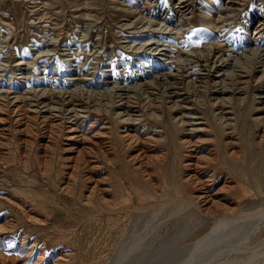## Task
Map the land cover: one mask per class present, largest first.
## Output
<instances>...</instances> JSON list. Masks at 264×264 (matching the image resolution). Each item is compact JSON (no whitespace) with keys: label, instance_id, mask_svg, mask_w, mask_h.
Listing matches in <instances>:
<instances>
[{"label":"rangeland","instance_id":"obj_1","mask_svg":"<svg viewBox=\"0 0 264 264\" xmlns=\"http://www.w3.org/2000/svg\"><path fill=\"white\" fill-rule=\"evenodd\" d=\"M96 1L100 2L101 0ZM228 1L187 0V3H191V14L187 15L179 11L178 0L114 1L106 4V8L102 10L104 14L101 15V21H96L94 28L89 31L90 34L87 33V36L82 38L83 32L78 28L80 21L77 22L74 19L72 21L71 15H68L69 11H63L66 4L61 5L64 8H62L60 16H56L60 22V26H58L60 31L54 32L51 29V24L47 22L41 24L40 15L31 12L28 6L30 3L26 0H0V39L2 35L7 37L8 33L12 32V36H9L7 42L10 48L13 47L16 50L18 58L32 57L40 50V67H36V70L40 68L42 71L40 74L45 80L42 82L40 79L39 82L33 77L28 80L27 85L16 86L15 83L9 81L12 78L6 72V75L4 74L0 78V85L2 84L0 87L1 89H12L17 93L27 89H36L38 86L45 89L52 88L55 91L68 90L74 85L95 90L102 85L103 81L113 80L125 85L143 83L152 80L169 67L177 73L176 66L174 67L171 63L165 64V58L146 48L131 52L128 47L120 43V37H124V40H133V42H142L152 37L162 46L167 44L173 52L170 56L174 59L180 57V52L199 50L207 43L217 42L219 36L224 47H227L230 52L227 53V51V55L231 57L241 55L248 48V42L264 49V0H235L231 10L223 11L225 3ZM60 2L64 3L65 1L60 0ZM123 7L124 9H142V15L160 21L169 27L177 25L183 32L177 37L178 39L174 38L172 34L154 36L142 33L134 36L125 31L122 26H117L118 22L124 19L123 15L126 14V11L121 9ZM219 16L226 17L225 21L220 22L221 31H217L219 25L215 24L216 18ZM259 21L262 25L256 29ZM10 24L15 25L14 29L9 27ZM97 32L101 34L100 38L96 36L101 44L102 57L100 56V58L91 53V48L95 43L93 40L96 39L93 35H97ZM79 47L82 48L79 49ZM79 51L78 59L74 53ZM96 57H98L99 63L95 62L97 61ZM91 62L95 68L90 65ZM69 63L72 64V70L69 68L70 73L69 70L66 73L63 67ZM81 64L82 66H80ZM90 66L92 68H89ZM254 67L250 64V67L247 68ZM78 69L80 71H76ZM106 70H109V73L104 74ZM78 72H81L85 77L90 72L94 76L89 81L73 80ZM16 73L22 75L21 71L13 74ZM260 75L261 73L253 71L244 102L233 104V111L230 113L234 123L233 129L224 127L219 117L214 116L213 110L208 104L190 105L191 108L188 110L196 112L191 121L198 123L197 126H202L206 130L204 133H197L193 138L198 144L200 155L205 154V151H209V149L217 154V159L214 162L205 161V174L211 176L213 173L215 191L217 188H221L223 181L228 176L233 184L236 185L237 182L240 188L237 184L236 189L232 190L233 192L226 193L224 191L221 196L245 199L246 202L241 204L242 208L262 204L263 208L261 206V209H264V102L260 101L264 98L259 96V93L264 92V78L261 79ZM76 82L80 85H77ZM11 83L12 87L10 88ZM230 110L231 108L228 109V111ZM94 115L99 118V123L106 120L104 116ZM171 115L174 114L165 110L163 120L151 119L148 121L150 122L148 126L152 130L163 131L151 145L155 150L154 154H165V158L158 166L150 164L154 171L150 179L147 178L146 172H143L145 169L136 168L129 160L130 156L137 153V148L127 146L124 142L117 144L115 141L116 132L121 128V125L115 122L111 125L114 134L111 136L112 140L108 142L111 150L108 158L102 153L94 157L98 164H101L98 175L110 174L105 185L109 188V195L117 198L120 204L129 205V212L121 215L126 230L125 234L119 238L120 241L117 245L119 251H115L116 253L107 262L114 264L113 262L117 259L120 260L119 264H131L132 262L135 264H239V261L243 260L239 255L246 253L248 256L250 254L252 256L253 246L261 241L254 242L252 239L250 242L244 238L249 230L250 233L256 235V231L251 232L254 229V224L241 220L238 221L239 224L226 226L227 231L223 228V232L220 230V232L208 236L209 229L200 232L203 226L200 228L198 221L196 224L191 223L190 220L195 221V219H190L187 208H181L178 203L173 202L171 206V203L163 204L159 201L158 197L196 198L199 190L195 182L185 181V178L189 177L193 170H198L199 166L195 165V156L191 155L188 148L180 142L186 136L184 130L167 127ZM88 121L91 122V120ZM184 128H189V126ZM36 136L37 138L34 137L25 148L21 143L20 136L10 132L7 146L3 145V148L0 149V224L8 225V229L0 233V256L3 255L5 258L15 257L17 254L21 256L18 250L25 241L27 248L34 245L36 251L43 252L45 260L48 258L50 263H54L63 253V256L71 255V257L74 256V252L78 253L79 248L73 242L76 231L82 229L85 222L90 220L87 218L88 216H94L93 218L97 222L94 226H86L83 233L87 234L96 229L106 219V207L97 197H93L92 205L85 204L84 196L88 194L93 185V181H89L85 177L88 171L81 168L82 157L85 156H79L77 164L80 168L71 175L72 163L68 162L75 159L77 152L64 150L65 140L62 137L55 139L54 143L45 149L46 145H43L42 142L43 137L40 136V133ZM228 166L231 170L227 169ZM259 202L260 204H258ZM131 204L134 208H130ZM160 204L164 205L163 208ZM154 206L156 207L154 208ZM114 217L116 216L114 215ZM256 218L254 217L253 220L256 221ZM196 226L198 228L194 230ZM231 232L233 235L229 237L232 239H229L226 234L230 235ZM222 234L227 238H223ZM236 236H240L239 240ZM230 244L235 245L232 247L237 250L234 252L228 250L231 247ZM164 246L166 248H162ZM239 248H243V252H240ZM130 251L131 253H129ZM128 254L130 255L128 256ZM77 255L66 264H85V260L79 261L80 254ZM37 257L38 255L34 256L27 264H35ZM95 258L96 255L93 254L92 258L86 261L89 263ZM242 262L245 264L244 261ZM242 262L240 264H243Z\"/></svg>","mask_w":264,"mask_h":264},{"label":"bare ground","instance_id":"obj_2","mask_svg":"<svg viewBox=\"0 0 264 264\" xmlns=\"http://www.w3.org/2000/svg\"><path fill=\"white\" fill-rule=\"evenodd\" d=\"M26 1L30 3L28 6L31 9V12H33V14L40 15L39 18L41 24L46 22L51 24V29L54 32L60 31L58 29L60 28L58 27L60 26V22L56 16H58L61 13L62 8H64L61 7V5L66 4V8L63 11H69L68 15H71L72 21H80L78 28H80L83 32L81 36L84 38L87 36V33L90 34L89 31L94 28L96 21H101V15L104 14L102 10L106 8V4L118 0H101L100 2H97L96 0H63V2L65 1L64 3H61L60 0ZM234 2L235 0H229L225 3L223 11L231 10ZM177 5L182 14H191V3H187V0H178ZM121 9L126 11V14L123 15L124 19L119 21L117 26H122L125 31L133 34L134 36L142 33L152 34L154 36L158 34H172L174 35V38H177L183 32V30H180L177 25L169 27L160 23V21L150 19L145 15H142V9H124V7ZM225 18V16H219L216 18L217 20L215 24L219 25V29H217V31H221L220 22L225 21ZM10 25L11 26L9 27L14 29L15 25ZM261 25L262 23L259 21L256 29H259ZM65 27L68 28L67 26ZM99 30L100 29H98V31ZM8 34L9 35H7V37L1 34L2 37L0 39V78H2V76L7 72V74H9V76L11 75L12 78L9 81L15 83L16 86L27 85L28 80L33 77H35L34 79L39 82L40 79L42 82H45L44 77L40 74L42 73L40 68L36 70V67L40 64V50L34 53L32 57L18 58L16 50L13 47H11V49L7 42L9 36H12V32ZM99 35L101 36V34L97 32V35L93 36L100 38ZM97 37L93 40L95 43L91 48V53L96 54V56L100 58L101 44ZM120 38L122 40H120V43L128 47L131 52H134V50L138 51L140 48H146L147 50H150V52H153L158 56H162L165 58V64L171 63L174 67L176 66L175 68H177V73L169 67V69L157 74L152 80H148L143 83L138 82L133 83L132 85H125L123 83L114 82L113 80L103 81L102 85L98 86L95 90L85 89L84 87L74 85L75 87L73 86L68 90L65 89L55 91L52 88L45 89L44 87L40 88V86H38L36 89H25L26 91L17 93L12 89H1L0 87V149L3 148V145L7 146V143L10 140V132L20 136L21 143L25 148L28 147L34 137L37 138L36 135L39 133L40 136L43 137L42 142L43 145H46L45 149L49 148V145L54 143L55 139L62 137L65 140L64 150L77 152L75 159L68 162L70 164L72 163L71 168L73 169L71 175H73L75 170L80 168L77 164L79 156H85L82 157L81 168L88 171V173L85 174L86 179L93 181V185L90 187L88 194L84 196L85 204L92 205V200L94 199L93 197H97L106 207V219L103 223L98 225L96 229L89 231L87 234L83 233L86 226H94L97 222L96 219L93 218L94 216H88L87 218L90 220L85 222L82 229L76 231V235H74L76 237H74L75 240L73 242H75L74 244L78 246L79 250L78 253L74 252V256H63V253L60 257H58V259L56 258L57 262L55 261L54 263H50V259L47 260V258L45 260V256L42 251H36L33 247L34 245L27 248L25 241H23L22 247L18 250V252L21 253V256L17 254L15 257L5 258L2 255L0 256V264H27L36 255H38V257L35 264H66V262H70L71 259L76 258L78 256L77 254H80L79 261L85 260V264H108V259L116 253L115 251H119V249H117L118 242L120 241L119 238L122 237L121 235L125 234L126 230L125 225L122 223L124 222V219L121 215L126 214L125 212H129V205H122L117 198L109 195V188L105 185L107 182L106 179L110 176V174L104 176H99L100 174L98 175L101 164H98L97 159L94 157L98 156L99 153H102L103 156L108 158L111 151L108 142L112 140L111 136L114 134L111 125L115 122L118 125H121L120 131L116 132L115 141H117V144L124 142L127 146H135L137 148V153L130 156L129 160L133 162L136 168L145 169L143 172H146L147 178L150 179L152 177V173H154L150 166L152 164L158 166V164L165 158V154H154L155 150L151 145H153L154 141L158 139L160 133L163 131L152 130L148 126L150 123L148 121L151 119H157L158 121L163 120L165 110L174 114L169 117L167 127L181 128L184 130L183 132L186 133L185 138L180 140V142L188 148L191 155L195 156V165L199 166V169L197 167L198 170H193L191 175L185 178V181H192V183L195 182L197 184L195 185L197 186V189L199 188V190L196 198L194 197L195 199L193 197H158L159 201H161L160 203H171L172 206V203L174 202L178 203L181 208H187V210H189L190 219H195V221L190 220L191 223L194 222L196 224V221H198V226L200 228L203 226L200 232L209 229L208 236L214 234L215 232H220V230L222 231V229L226 226L228 227L229 224H239L238 221L241 220H246V222L254 224V229L251 230V232L256 231V235L250 233L249 230V233H247L244 238L247 239V241L250 240V242L252 239L254 242L258 240L261 241L253 246L254 251L252 252V256H250L251 254L248 256L245 253V250V254L242 253L239 256L243 258L242 261H244L245 264H263L264 209H261V206L263 208V205L259 202L258 204H260V206L242 208L241 204L242 202H246L245 199L239 200L237 197L236 199H233L221 196L224 191L227 193L236 189V185L238 183L236 182V185L233 184L230 176H228L229 179L226 177L221 188L219 187L215 191L213 173L211 176H207L204 168L206 166L205 161L214 162V160L217 159V154L212 152L213 150L210 151L209 149V151H205V154L200 155L198 144L193 138L197 135V133H204L206 130L202 126H197L198 123L191 121L193 120V115L196 112H189L188 110L191 108L190 105H199L198 103L204 105L208 104L213 110L212 112L214 116L219 117L223 126L228 129H233V118L230 116L231 111H233L232 106L235 103L237 104V102L238 104L244 102L243 100L245 99V95L249 87V81L253 76V71L255 70L256 72L261 73L260 78H264V49L253 46L248 42V48L243 51L241 55L231 57L227 55V53L230 52L227 50V47H224L219 36L217 37L219 39L217 42L207 43L199 50L193 49V51L180 53L179 50H177L180 57L174 59V57L172 58L170 56L173 52H171L172 50L168 48L167 44L162 46L156 40H153L152 37L149 38V40H144L142 42H133V40L129 41L130 39L124 40V37ZM85 40L87 41V39ZM6 47H8V49H6ZM81 48L82 47H79V49ZM64 53L66 52L64 51ZM67 54L71 55V53L68 52ZM74 54L78 56L79 59L80 51L75 52ZM98 57H96V63H99ZM69 58L72 60L71 57ZM170 58L172 59L168 60ZM250 64L255 67L251 69L247 68L250 67ZM71 65V63L64 65L63 70L67 73L69 68L71 69ZM90 65L95 68V65H93L92 62ZM80 66H82V64ZM89 68L92 67L90 66ZM18 71H21L22 75H18V73L13 74ZM76 71L80 70L78 69ZM108 71L109 70L103 72L105 74L106 72L109 73ZM93 76L94 75H92L91 72L87 74L86 77L82 75L81 72H78L73 80L89 81V79H92ZM104 76L106 77V75ZM12 83L10 88L12 87ZM76 83L77 85H80L78 82ZM259 96L264 98V92L259 93ZM260 101L264 102V100ZM230 108L231 110L228 111ZM94 114L104 116L106 120L99 123V118H97ZM88 120H91V122ZM185 126H189V128H184ZM231 168L233 169V167ZM227 169L231 170L230 166H228ZM238 188H240L239 184ZM152 194L154 195V193ZM108 196L110 197L108 198ZM163 206L164 205H162V208ZM155 207L156 206H154V208ZM130 208H134V206L131 204ZM143 208L141 209L144 210ZM114 215L116 217H114ZM254 217H257L255 219L256 221L253 220ZM36 220L38 221V219ZM197 228V226L194 227V230ZM7 229V224H0V233L6 231ZM227 235L229 237L233 234L231 232L230 235L228 233L226 236ZM226 236L223 235L222 237L227 238ZM236 237L239 240L240 236ZM241 237L243 238V236ZM230 238L231 237H229V239ZM232 245L230 244L231 247L228 250H233L234 252L237 249L232 247ZM162 248L166 247L164 246ZM242 249L239 251L241 252ZM129 253H131V251ZM93 254L96 255V258L88 263L86 260L91 259ZM129 255L130 254H128V256ZM116 260L113 263L119 264L120 260ZM242 261H239V264ZM132 263L135 264L134 262Z\"/></svg>","mask_w":264,"mask_h":264}]
</instances>
